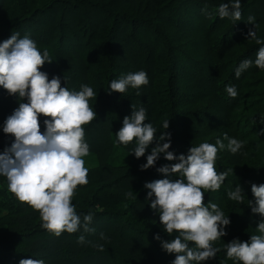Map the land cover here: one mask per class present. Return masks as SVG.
<instances>
[{
    "label": "trees",
    "instance_id": "obj_1",
    "mask_svg": "<svg viewBox=\"0 0 264 264\" xmlns=\"http://www.w3.org/2000/svg\"><path fill=\"white\" fill-rule=\"evenodd\" d=\"M222 0H0V41L11 33L29 35L41 50L47 48L52 62L40 70L61 77V86L79 90L88 84L97 93L90 100L95 119L85 125L89 153L98 164L90 169L88 183L77 186L72 198L78 214L93 213L90 230L62 232L59 236L41 227L40 214L18 201L0 176V264H18L20 259H43L45 264H171L160 241L165 233L145 199L146 181L162 178L156 168L167 161L163 154L154 166L141 170L155 141L145 154H128L129 146L116 142L115 132L131 104L143 106L147 123L170 133L174 154L201 142L214 143L226 133L244 141L237 154L217 152V172H227L221 188L204 194V203L216 201L229 216L226 235L214 246L233 238L247 241L262 219L252 213L251 184L264 183V70L255 66L234 76L243 59H254L253 29L264 37V0H241V20L219 19L216 7ZM227 3V0H223ZM255 18L254 25L247 17ZM206 19V24L203 20ZM196 21V22H193ZM144 70L148 86L125 93L107 91L109 82L123 74ZM226 85H235L231 98ZM26 102V98H25ZM15 96L0 88V125L18 107ZM236 103V104H235ZM239 104V105H238ZM223 113V114H222ZM40 116L41 131H43ZM168 120V128L161 126ZM11 134L0 129V151L10 146ZM227 144V141L224 140ZM121 149L129 158L114 165ZM240 184L242 203L231 201L227 191ZM126 193H131L126 195ZM83 235L85 241L78 242ZM201 264H232L223 250Z\"/></svg>",
    "mask_w": 264,
    "mask_h": 264
},
{
    "label": "clouds",
    "instance_id": "obj_2",
    "mask_svg": "<svg viewBox=\"0 0 264 264\" xmlns=\"http://www.w3.org/2000/svg\"><path fill=\"white\" fill-rule=\"evenodd\" d=\"M241 0H227L216 7L217 17L232 21L241 20ZM255 18L247 17L254 25ZM252 39L259 47L254 59H243L234 69L239 78L252 66L264 70V37L249 29L246 39ZM47 48L42 50L27 34L11 35L0 41V88L19 101L10 115L4 119L0 129L11 134L10 146L0 151V176L6 178L7 190L15 198L37 210L41 227L59 236L62 232H88L93 221V213L76 211L72 198L77 186L88 183L89 168L85 157L90 146L85 140V125L96 117L90 100L97 93L88 84H81L79 90L61 86V77L52 75L49 79L40 70L45 62H52ZM149 78L144 70L123 74L109 82L107 91L125 93L129 89L139 90L148 86ZM225 91L231 98L237 96L235 85H226ZM26 98V102H25ZM131 114L125 115L121 127L115 132L116 142L128 148V154L136 158L145 154L146 149L155 141L141 170L154 166L163 154L167 161L156 168L162 178L146 181V201L165 233L173 238L164 240L159 234L154 239L160 241L162 250L174 254L171 264H201L216 257L223 250L226 259L232 264H264V183L251 184L254 198L248 200L252 213L262 218L256 224V232L247 241L233 238L221 247L214 246L226 235L225 226L230 224L228 215L212 202L204 203V194L216 192L226 179L227 172H217L215 162L218 150L225 148L237 154L244 141L230 137H217L214 143L201 142L191 146L187 154H174L170 151V133L161 132L151 121L147 123V112L143 106L131 104ZM40 116L43 131H41ZM264 124V118L260 120ZM168 120L162 124L168 128ZM264 131V129H261ZM227 141V144L224 143ZM131 193H126L130 195ZM231 201L242 203L245 193L238 183L227 191ZM85 237H78L83 243ZM18 264H45L43 259H20Z\"/></svg>",
    "mask_w": 264,
    "mask_h": 264
},
{
    "label": "rangeland",
    "instance_id": "obj_3",
    "mask_svg": "<svg viewBox=\"0 0 264 264\" xmlns=\"http://www.w3.org/2000/svg\"><path fill=\"white\" fill-rule=\"evenodd\" d=\"M193 22H196V21H193ZM206 22H207L206 19H204L203 24H206ZM171 151L178 152V149H175L174 147H172ZM128 158H129V156L126 153H124L121 149H119L115 152L114 158L112 159V163L114 165H123L124 163L127 162ZM97 164H98L97 157L94 154L89 153V155L87 157H85V166L88 167L89 170L96 167ZM88 174L90 175V171L88 172ZM88 178H90V177H88ZM211 202L216 203L215 200L211 201Z\"/></svg>",
    "mask_w": 264,
    "mask_h": 264
}]
</instances>
